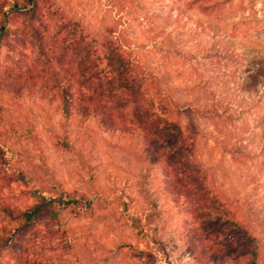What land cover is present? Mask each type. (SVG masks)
Returning <instances> with one entry per match:
<instances>
[{"label": "rangeland", "instance_id": "374dc122", "mask_svg": "<svg viewBox=\"0 0 264 264\" xmlns=\"http://www.w3.org/2000/svg\"><path fill=\"white\" fill-rule=\"evenodd\" d=\"M30 1L0 0V27L4 13L9 18L0 49V191L32 205L31 190L54 194L56 185L61 196L83 193L92 205L88 215L60 212L54 248L43 256L62 264H246L247 257L234 260L247 247L233 213L264 247V0H233L239 8L222 22L179 16L174 0H36L44 23L30 18ZM62 16L97 35L113 26L128 37L138 60L185 107L177 121L187 160L171 167L168 151L157 159L141 138L121 135L139 131L123 111L116 122H70L73 149H57L54 104L8 94L34 85L54 92L39 38L60 39L50 36ZM1 169L22 181L9 191ZM38 232L50 236L45 226Z\"/></svg>", "mask_w": 264, "mask_h": 264}, {"label": "trees", "instance_id": "16d2710c", "mask_svg": "<svg viewBox=\"0 0 264 264\" xmlns=\"http://www.w3.org/2000/svg\"><path fill=\"white\" fill-rule=\"evenodd\" d=\"M232 1L172 2H176L175 8L179 16L186 14L191 16L196 13L201 16V21L222 22L227 15L235 14L239 8L232 4ZM30 3L32 4L30 18L40 22L45 16L44 12H40L36 0ZM60 20L62 22L60 28L50 36L54 38L60 36V39L52 41L54 52H51V55L48 48L52 45L50 38H39L41 56L52 73L50 81L53 82L54 92L36 85L27 89L17 87L16 91L8 92L14 98L26 95L37 97L49 105L54 104V111L60 116L62 128V134L57 135L54 146L57 149H73L68 134L70 122L79 125L94 120H99L100 123L116 122L117 112L123 111L130 115L131 122L138 126L139 131L122 130L121 135L141 138L148 154H153L157 159L168 151L166 157L171 162V167L179 166L182 161L187 160L188 157L183 155L186 151L183 145V130L177 121L185 107L164 90L161 78L138 60L128 37L122 33L116 35L113 26L108 27L105 34L97 35L76 18L62 16ZM8 22L9 18L4 13L0 27V49L6 37ZM44 29L47 27L44 26ZM32 30L34 36L38 37L36 30L34 28ZM234 30L236 31L232 29L227 33L230 39L234 38ZM194 129L198 130L197 125H194ZM151 142L162 144L154 148L148 145ZM163 144H167V147H163L165 146ZM193 156L190 150V158ZM154 163L158 165V161ZM261 166L264 168V159ZM40 168L48 176L43 161ZM1 172L3 173L1 179L9 191L12 183L22 181L21 175L15 174L14 169H1ZM49 178L55 182L52 176ZM56 190H58L56 185L52 187L54 194L40 189L31 190L30 194L35 198L32 205L18 204L15 199L16 192L3 196L0 191V215L5 218L0 220V264H9L11 260L16 264H62L51 256L44 257L42 253L54 248L52 242L58 234L55 230L61 225L60 212L73 209L77 215H88L92 205L83 193H68L61 196ZM233 222L237 230L245 231L242 234L244 239L238 237V240L247 247V254L242 258H235V262L238 263L247 257L246 264H260L264 258L262 240L245 225L237 212L233 213ZM42 226L49 228V237L38 232Z\"/></svg>", "mask_w": 264, "mask_h": 264}]
</instances>
